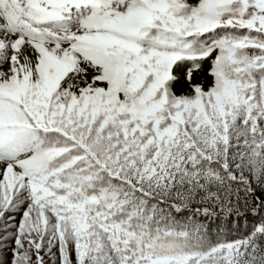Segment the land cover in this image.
Instances as JSON below:
<instances>
[{
    "label": "snow or ice",
    "instance_id": "1",
    "mask_svg": "<svg viewBox=\"0 0 264 264\" xmlns=\"http://www.w3.org/2000/svg\"><path fill=\"white\" fill-rule=\"evenodd\" d=\"M0 264H264V0H0Z\"/></svg>",
    "mask_w": 264,
    "mask_h": 264
}]
</instances>
